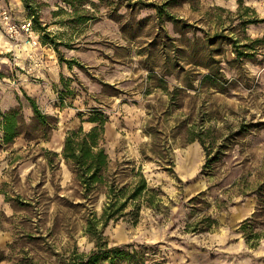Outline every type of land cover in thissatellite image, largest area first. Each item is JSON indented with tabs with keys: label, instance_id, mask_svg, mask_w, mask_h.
I'll list each match as a JSON object with an SVG mask.
<instances>
[{
	"label": "rangeland",
	"instance_id": "rangeland-1",
	"mask_svg": "<svg viewBox=\"0 0 264 264\" xmlns=\"http://www.w3.org/2000/svg\"><path fill=\"white\" fill-rule=\"evenodd\" d=\"M4 7L30 31L9 39L0 15V113L20 106L29 123L30 97L56 128L0 140V264H64L99 245L129 251L113 264H264V0ZM95 125L109 174L147 180L136 217L128 206L103 225V193L85 198L58 159L67 131Z\"/></svg>",
	"mask_w": 264,
	"mask_h": 264
},
{
	"label": "trees",
	"instance_id": "trees-1",
	"mask_svg": "<svg viewBox=\"0 0 264 264\" xmlns=\"http://www.w3.org/2000/svg\"><path fill=\"white\" fill-rule=\"evenodd\" d=\"M249 40V43L241 45L243 49L235 50L236 55L248 54L246 49H255L258 39ZM27 99L33 111L29 123L24 121L20 106L0 113L1 141L10 143L22 134L27 140L39 137L47 139L49 130L56 128V119L41 112L33 98L27 97ZM27 126H34L35 129L42 128V130L38 131V135H29L23 131L24 127L28 130ZM100 141L101 128L98 125L91 127L88 131H83L79 127L67 131L60 157L58 153L52 154L65 162L85 198L92 200L95 195L103 193L104 201L100 219L103 225H106L108 221L117 220L125 214L128 206H130V212L136 217L142 202L152 203V195L147 180L140 170L133 173L132 177L123 184L118 182V174H109L110 159ZM47 152L49 153V150ZM47 160L53 162L51 158ZM94 222V218L90 219L87 225H94ZM246 223L241 225V230L244 231ZM128 252L120 246L99 245L88 253L75 252L64 264H113L116 257L120 254L126 255Z\"/></svg>",
	"mask_w": 264,
	"mask_h": 264
},
{
	"label": "built area",
	"instance_id": "built-area-1",
	"mask_svg": "<svg viewBox=\"0 0 264 264\" xmlns=\"http://www.w3.org/2000/svg\"><path fill=\"white\" fill-rule=\"evenodd\" d=\"M0 15L4 26V31L9 39H17L24 32L30 31V22L28 21H24L22 23L14 22L11 19V14L7 7H4L0 11Z\"/></svg>",
	"mask_w": 264,
	"mask_h": 264
}]
</instances>
